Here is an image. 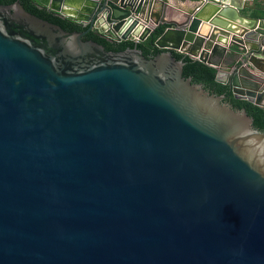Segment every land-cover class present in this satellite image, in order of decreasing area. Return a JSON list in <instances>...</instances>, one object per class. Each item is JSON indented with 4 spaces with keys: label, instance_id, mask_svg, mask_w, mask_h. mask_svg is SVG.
<instances>
[{
    "label": "water",
    "instance_id": "1",
    "mask_svg": "<svg viewBox=\"0 0 264 264\" xmlns=\"http://www.w3.org/2000/svg\"><path fill=\"white\" fill-rule=\"evenodd\" d=\"M190 1H35L81 32L0 4V264H264V19Z\"/></svg>",
    "mask_w": 264,
    "mask_h": 264
},
{
    "label": "trees",
    "instance_id": "2",
    "mask_svg": "<svg viewBox=\"0 0 264 264\" xmlns=\"http://www.w3.org/2000/svg\"><path fill=\"white\" fill-rule=\"evenodd\" d=\"M15 0H0V4H12ZM21 6L29 13L54 23L58 25L65 31H75L81 32L86 29V25H81L80 23H75L72 20L59 16L52 11H49L45 8H40L35 4L36 0H18ZM249 17H255L264 19V3L261 0H253L249 7L241 8V13H246ZM162 27H159L150 37L142 40V41H133V40H113L109 39L94 29H90L86 31L81 39L93 40L94 42L100 44L103 49L107 51H120L123 50L130 43H133L143 56L148 57L152 56L155 53L161 51L162 49H158L152 45L153 40L162 30ZM172 56L175 59L180 60L182 64V71L190 77V79L194 82L200 83L210 88H215L222 83L215 81L216 69L206 63H203L197 59L191 58L185 54L171 51ZM242 103L246 105L250 110H252L255 114H257L260 118L264 120V111L263 108L251 103L250 101L241 99Z\"/></svg>",
    "mask_w": 264,
    "mask_h": 264
},
{
    "label": "crops",
    "instance_id": "3",
    "mask_svg": "<svg viewBox=\"0 0 264 264\" xmlns=\"http://www.w3.org/2000/svg\"><path fill=\"white\" fill-rule=\"evenodd\" d=\"M167 2V15L165 16V18L170 17L168 14L172 13L175 8H180L183 10L186 9H190L193 5L192 1L190 0H166ZM236 3H245V7H249L251 5V3L253 2V0H235ZM244 7V8H245ZM65 9H69V11H71V9L73 8H65ZM68 11V10H67ZM229 14H232V11H228ZM239 13L243 16H248L247 12L246 13H241V9H239ZM249 17V16H248ZM216 59V57H215ZM222 68H224L225 64H222ZM261 75L264 77V66L261 69ZM262 83V82H261Z\"/></svg>",
    "mask_w": 264,
    "mask_h": 264
},
{
    "label": "built area",
    "instance_id": "4",
    "mask_svg": "<svg viewBox=\"0 0 264 264\" xmlns=\"http://www.w3.org/2000/svg\"><path fill=\"white\" fill-rule=\"evenodd\" d=\"M108 25L110 26V24H108ZM111 39L119 41V39H117V38H111ZM129 40L138 41L136 38H132V39H129Z\"/></svg>",
    "mask_w": 264,
    "mask_h": 264
}]
</instances>
